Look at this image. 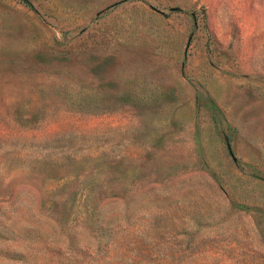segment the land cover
<instances>
[{
    "label": "rangeland",
    "instance_id": "obj_1",
    "mask_svg": "<svg viewBox=\"0 0 264 264\" xmlns=\"http://www.w3.org/2000/svg\"><path fill=\"white\" fill-rule=\"evenodd\" d=\"M0 264H264V0H0Z\"/></svg>",
    "mask_w": 264,
    "mask_h": 264
}]
</instances>
